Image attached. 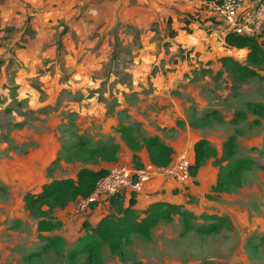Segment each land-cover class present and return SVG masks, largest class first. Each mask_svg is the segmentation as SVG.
<instances>
[{
  "label": "rangeland",
  "instance_id": "1",
  "mask_svg": "<svg viewBox=\"0 0 264 264\" xmlns=\"http://www.w3.org/2000/svg\"><path fill=\"white\" fill-rule=\"evenodd\" d=\"M206 4L202 15L209 18ZM187 14H173L162 27L152 25L151 38L117 22L95 44L87 35L81 43L63 41L60 50L55 45L58 32L39 26L35 33L26 29V34L19 26L0 30V264H67L70 244L108 213L109 203L83 213L74 204L55 211L62 228L53 235L67 242L57 255L42 251L37 221L24 209L23 195L38 192L51 179L74 178L83 166H131L126 148L117 154L118 163L109 165L67 163L64 158L79 136L90 146L109 138L122 144L117 128L137 125L138 137L161 134L174 155L184 154L189 162L196 141L206 140L220 152L235 135L237 155L254 162L243 173L241 188L213 193L218 169L212 159L196 178L169 185V202L191 211L196 227L208 225L202 215H217L228 218L231 228L205 236L186 234L180 218L174 217L148 237H132L120 253L104 245L76 264H264V116L249 107L264 105V80L249 79L235 89L227 73L218 74V56L242 62L246 55L218 46L222 35L219 40L217 35L208 37L215 47L208 46L206 52L189 50L186 44L209 28L199 23L194 28L190 24L199 21V13ZM258 41L264 44V34ZM159 72L168 87L155 91L151 83ZM238 112L245 118L234 121ZM140 159L148 162L145 154ZM144 195L135 199L142 201Z\"/></svg>",
  "mask_w": 264,
  "mask_h": 264
},
{
  "label": "trees",
  "instance_id": "2",
  "mask_svg": "<svg viewBox=\"0 0 264 264\" xmlns=\"http://www.w3.org/2000/svg\"><path fill=\"white\" fill-rule=\"evenodd\" d=\"M211 1L215 0H204L205 3ZM26 29L29 30L28 27ZM26 29L25 32H27ZM65 32L64 28L56 43L59 50L62 48L61 36ZM223 46L228 50L246 52L242 62L231 56H221L218 59L221 70L218 74L227 73L235 89L249 79L264 80V44H261L258 39L242 37L232 31H226ZM249 107L253 108L255 113L264 116V105L251 103ZM244 118V114L238 112L234 121ZM177 124L180 123L177 122ZM116 133L131 153L130 165L132 167L141 168L144 165L140 159L141 154H145L147 161L157 166H167L172 163L173 148L162 142L158 136L138 137L140 134L138 125L135 127L119 126ZM67 149L68 154L64 158L67 163L77 161L85 165L99 163L109 165L118 163L117 154L121 146L113 138H109L106 142H99L96 146H90L85 138L79 136L77 142ZM209 159H212V165L218 169L215 183L211 186V191L217 195L230 194L241 188L243 173L250 171L254 164L252 159L237 155L235 135L230 136L223 143L220 152L210 146L206 140H198L192 146L191 179L196 178ZM57 162L58 160H55L52 167ZM52 167L46 169L49 177ZM107 173V168L103 166L102 168L83 166L77 170L74 178L51 179L42 184L38 192L28 191L23 195L24 209L37 221L36 233L38 240L44 243L43 252L52 251L60 255L67 244L62 237L51 235L62 227L61 222L52 217L53 213L58 209H64L69 204H74L79 197H87L93 191L97 180ZM108 202L109 213L94 226L83 227L84 234L70 244L65 254L67 264H76L75 260L83 255H96L104 245L112 253H120L125 247L131 245L132 237H148L157 225L161 222H171L174 217L180 218L183 232L186 234L196 232L205 236L231 228L228 218L217 215H202L200 219L209 223L196 227L193 223L195 216L191 211L184 209L182 204L155 201L145 209L138 210L134 208L136 204L134 195L130 196L127 206L121 196L111 198ZM92 207L94 205L90 208Z\"/></svg>",
  "mask_w": 264,
  "mask_h": 264
},
{
  "label": "crops",
  "instance_id": "3",
  "mask_svg": "<svg viewBox=\"0 0 264 264\" xmlns=\"http://www.w3.org/2000/svg\"><path fill=\"white\" fill-rule=\"evenodd\" d=\"M177 12L178 14L186 12L189 16L193 12L199 13V21L193 22L190 25L197 28V23H199L204 25L205 28H209L206 31L207 33L213 31L211 34H208L209 36L206 34L204 39H200L199 36L204 37L205 31L200 35L196 34L197 38L194 40L190 37L194 43L186 44L189 50L192 47H196V51L201 53V51L206 52L208 46L214 48L215 43L209 44L211 41H209L208 37L213 38L215 35H217L218 40L220 35H222V41L218 42V46L223 44L226 29L211 14H209V18H204L202 15V12L206 13L204 0H0V30L8 27V31H12V26H19L23 29L22 33H25L26 27L32 33H35V30L39 26L53 31V33L58 32V36H60L65 28L66 32L61 36L62 42L74 39L78 43H81L82 41H87L85 38H87V35H90L91 38L88 41L95 44L98 41L99 34L103 37L104 34H101V32L107 33L117 25V22L136 32L143 31L148 34L147 37L150 36L151 38L153 32H149L150 27L152 25L164 26L166 22L172 20L173 14L178 15ZM27 20L28 22H26ZM16 21H18V24H16ZM3 33L4 31L0 34ZM105 38L108 39L107 34ZM155 52L152 49L151 53L155 54ZM220 57L218 56L217 59ZM159 74L161 76L157 75L151 83L155 91H161L160 89L168 87L166 86V78L163 79L162 77L163 73L159 72ZM161 126L163 127L164 125ZM157 135L161 138V134ZM161 141L164 142L163 140ZM164 143L169 145L166 140ZM117 144L121 146V149L126 148L123 143ZM170 183L169 180L162 177H157L147 183L144 187L145 195L142 196V201L135 199L136 204L134 208L138 210L145 209L150 203L155 201L169 202ZM129 196L127 194L121 196L125 206L129 203ZM102 203L109 202L104 201ZM70 205L72 204H69L67 207ZM100 205L101 203L94 205V207L97 209ZM106 208L109 213V204L106 205ZM52 217L57 220L53 215ZM55 232L51 233V235Z\"/></svg>",
  "mask_w": 264,
  "mask_h": 264
},
{
  "label": "built area",
  "instance_id": "4",
  "mask_svg": "<svg viewBox=\"0 0 264 264\" xmlns=\"http://www.w3.org/2000/svg\"><path fill=\"white\" fill-rule=\"evenodd\" d=\"M208 12L222 23L226 31L258 39L264 34V0H215L206 4ZM162 177L176 183L191 179L190 162L184 154L174 155L172 163L157 166L146 162L141 168L115 164L100 177L87 197L76 199L77 211L86 212L92 205L109 201L122 195H140L147 183Z\"/></svg>",
  "mask_w": 264,
  "mask_h": 264
}]
</instances>
